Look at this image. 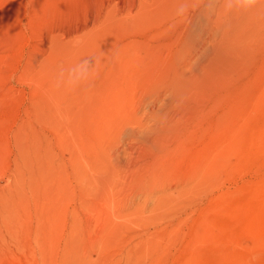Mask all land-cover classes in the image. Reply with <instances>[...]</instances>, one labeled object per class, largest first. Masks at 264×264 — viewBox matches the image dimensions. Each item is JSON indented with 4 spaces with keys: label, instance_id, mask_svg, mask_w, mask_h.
<instances>
[{
    "label": "rangeland",
    "instance_id": "obj_1",
    "mask_svg": "<svg viewBox=\"0 0 264 264\" xmlns=\"http://www.w3.org/2000/svg\"><path fill=\"white\" fill-rule=\"evenodd\" d=\"M263 2L0 0V264H264Z\"/></svg>",
    "mask_w": 264,
    "mask_h": 264
},
{
    "label": "clouds",
    "instance_id": "obj_2",
    "mask_svg": "<svg viewBox=\"0 0 264 264\" xmlns=\"http://www.w3.org/2000/svg\"><path fill=\"white\" fill-rule=\"evenodd\" d=\"M257 3V0H227V7L231 9L234 5L242 7H253ZM181 11H183L181 9ZM94 76L93 61L91 59H82L78 64L71 69L60 68L56 86H79L80 84L87 83L92 80Z\"/></svg>",
    "mask_w": 264,
    "mask_h": 264
},
{
    "label": "bare ground",
    "instance_id": "obj_3",
    "mask_svg": "<svg viewBox=\"0 0 264 264\" xmlns=\"http://www.w3.org/2000/svg\"><path fill=\"white\" fill-rule=\"evenodd\" d=\"M259 1H262V0H259ZM259 1H257V3H258ZM257 3H256V4H257ZM258 5H259V4H258ZM254 6L256 7V5H254ZM263 6H264V2H263ZM237 7H238V6H237ZM255 7H254V9H255ZM257 7H260V6H257ZM261 7H262V6H261ZM261 7H260V8H261ZM222 8H223V6H221V10H222V11L225 10V8H224V9H222ZM238 8H240V7H238ZM233 9L235 10V9H237V8L234 7ZM250 9H252V8H250ZM254 9H252V11H254ZM256 9H257V8H256ZM258 9H259V8H258ZM258 9H257V10H258ZM263 9H264V8H263ZM229 10H230V9H229ZM226 11H227V10H226ZM236 11H237V10H236ZM238 11H239V9H238ZM238 11H237V12H238ZM255 11H256V10H255ZM220 12H221V11H220ZM220 12H218V13H220ZM224 12H225V11H224ZM224 12H222L221 14H223ZM231 12H232V11H231ZM233 12H234V11H233ZM256 12H257V11H256ZM225 13H226V12H225ZM215 14L217 15V12H216ZM236 14H237V13H235V15H236ZM228 15H229V14H228ZM228 15H227V16H228ZM230 15H231V14H230ZM212 16H213V13H212ZM219 17H220V14H219ZM231 17H232V16H231ZM208 19H210V18L208 17ZM217 19H218V18H217ZM220 19H221V18H220ZM220 19H219V20H220ZM221 20L223 21V19H221ZM221 20H220V21H221ZM209 21H211V20H209ZM209 21H208V23H209ZM215 21H216V19H215ZM222 21L219 22V23H222ZM224 21H225V20H224ZM211 22H212V21H211ZM222 24H223V23H222ZM217 45H218V44H217ZM219 45H220V43H219ZM219 45L217 46V48H220V47H221V45H220V47H219ZM217 48H215V49H217ZM227 53H229V52L227 51V52H225L224 54H227ZM218 55H219V54H218ZM229 55H230V54H229ZM214 59H215V58H214ZM211 60H212V59H211ZM182 81H183V80H182ZM185 81H186V80H185ZM180 84L183 85L182 83H180ZM180 84H178V85L180 86ZM180 88H181V86L179 87V89H180ZM182 88H183V87H182ZM184 88H185V87H184ZM182 90H183V89H180V92H181ZM180 92H179V94H180ZM177 93H178V92H177ZM181 93H182V92H181ZM44 170H45V169H44ZM44 170H42V171H44ZM42 171H41V172H42ZM42 174H43V173H42ZM46 177H47V176H46ZM46 177H45V178H46ZM41 178H42V177H41ZM45 178H44V179H45ZM42 180H43V178H42ZM47 181H48V180H47ZM43 183H44V182H43ZM38 185H39V184H38ZM44 186H45V185H44ZM37 189H38V187H37ZM44 190H45V189H44ZM35 197L37 198L38 196H35ZM40 225H41V224H40ZM40 225H39V226H40ZM39 226H38V228H39ZM39 230H40V228H39ZM36 231H37V230H36ZM40 232H41V231H40ZM43 232H44V231H43ZM37 233H38V232H37ZM37 233H36V234H37ZM41 233H42V232H41ZM44 233H45V232H44ZM40 235H41V234H38V236H40ZM38 238L40 239V237H38Z\"/></svg>",
    "mask_w": 264,
    "mask_h": 264
}]
</instances>
